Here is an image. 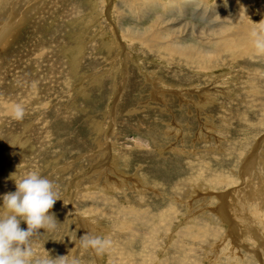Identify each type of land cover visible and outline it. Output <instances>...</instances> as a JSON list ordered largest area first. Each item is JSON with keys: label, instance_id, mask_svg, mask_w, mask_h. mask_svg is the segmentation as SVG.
<instances>
[{"label": "rangeland", "instance_id": "374dc122", "mask_svg": "<svg viewBox=\"0 0 264 264\" xmlns=\"http://www.w3.org/2000/svg\"><path fill=\"white\" fill-rule=\"evenodd\" d=\"M169 1L185 0H60L17 24L0 66V197L14 173L53 182L57 225L34 235L37 256L264 264V58L215 59L208 26L235 29L231 0H186L220 8L209 20ZM259 1L236 6L263 15ZM171 46L214 51L211 65ZM87 234L108 241L103 254L81 247Z\"/></svg>", "mask_w": 264, "mask_h": 264}, {"label": "clouds", "instance_id": "9594fccd", "mask_svg": "<svg viewBox=\"0 0 264 264\" xmlns=\"http://www.w3.org/2000/svg\"><path fill=\"white\" fill-rule=\"evenodd\" d=\"M252 35L257 52L264 53V32L253 30ZM15 115L22 118L23 110L17 107ZM10 178L15 182L16 191L0 197L3 201L0 206V264H80L79 255L65 262V257L37 256L33 250V238L38 230L52 231L57 225L50 212L60 200L53 182L36 172L22 177L14 173ZM21 221L27 224L26 230L20 227ZM107 244L104 238L90 234L80 239L82 248H91L97 255L104 253Z\"/></svg>", "mask_w": 264, "mask_h": 264}, {"label": "bare ground", "instance_id": "6f19581e", "mask_svg": "<svg viewBox=\"0 0 264 264\" xmlns=\"http://www.w3.org/2000/svg\"><path fill=\"white\" fill-rule=\"evenodd\" d=\"M59 1L60 0H0V66H1V64L3 65V64L8 63V65H9L11 63V59L12 58H9L8 57L9 55L6 56L4 51L9 46L15 45L13 43L14 41L17 43L18 32H19V29H17L19 26H17V24H19V22L21 20L27 21L30 18L31 14L34 13V12L37 13L39 11L40 12L44 11V13H49V12H45L46 10L49 11V6L48 5H50L51 7H55L58 4ZM145 1L146 0H144V2ZM241 1L242 0H231L230 1V4L233 6V8L236 9L233 12V14L229 15V17H228L229 19H231V21H234V24H232L233 28H235L234 30H232L231 28H220V29H218L217 27H218V25H220V22H218L219 20L216 19L217 17H215V19H213L212 23H210L209 26H208L209 30L210 29H211V31L213 30L211 32V33H213V36L217 37V40L220 39V45L216 48L215 59H219V57H221L223 54L226 55L225 53H228V52L232 51L233 49H237V48H238V50H236V53L242 54L244 51L249 50L250 47L252 49V52L255 53V55L264 58V53H258L257 52L256 47H255V43H254L255 37L252 35L253 30H258V31L264 32V16H263L264 14L261 15V13H260L261 11L259 10L258 14L252 16L251 12L249 13V12L246 11V9H245L246 7H245L244 4L239 5L238 8H237V6H236L237 3L238 2L240 3ZM261 1L262 0H260L259 3H261ZM204 3L201 2V1H196V2L191 1L190 3H186V0L183 3L179 2V1H175V2L169 1V3L166 4L165 8L169 12H171V11H173L175 9H178V11L181 10L182 15L185 14L184 16H187L188 12H189L187 8L188 7L191 8L192 5H193L194 6L193 8H194L195 11H192V13H193L192 16L194 18H197V17L200 16V17L205 18L206 20L211 19L210 18L211 14H214L215 12H220V10H221L220 8H214L215 12L213 11L210 15L208 14L209 16H207L208 11L212 7L210 9H207L208 5L204 6L203 5ZM51 4H54V5H51ZM215 4H216L217 7L218 6H223L224 7L225 6V3L223 2V0H216ZM261 5H263V4H261ZM130 7H129V9H131ZM175 11H177V10H175ZM176 13L177 12H175V14ZM171 14H172V12H171ZM232 16H235V18H231ZM225 19H227V18H225ZM223 21H224V19H223ZM212 27H215V28H212ZM207 32H209V31H207ZM209 35H210V32H209ZM197 36H199V35H197ZM44 42L46 43V41H44ZM45 45L46 44L38 43L36 45L35 49L28 53V56H29V54H32V53H34V55H35L36 51H42V49L45 47ZM166 45H168V43ZM172 45H175V44H172ZM153 49H155V48H153ZM166 49H169V50H167L168 54H169V52L175 51V53H178V54L184 56L185 58L189 57V59H192V58H196V59H200V60L204 59L203 60L204 64L208 65V66L211 65V62L208 61L207 57L210 54H212V55L214 54V51H210V53H208L206 51L200 50V48L199 49L198 48L195 49V47L194 48H191V47L189 48L188 47L186 49V46H179L177 48H175V46H171V47H167ZM164 51H165V49H164ZM50 53L51 52L49 50L48 54H50ZM41 54L44 55V56L46 55L44 53H41ZM29 57H28V59H29ZM201 102H202V100H201ZM10 104H12V102ZM11 108H13V107H11ZM220 209H223L222 206H220ZM223 210L225 211V209H223ZM88 223L86 222V224H88ZM80 233H82V232H80ZM77 248H79V247H77ZM76 251H77V249H76ZM74 255H76V254L74 253Z\"/></svg>", "mask_w": 264, "mask_h": 264}]
</instances>
